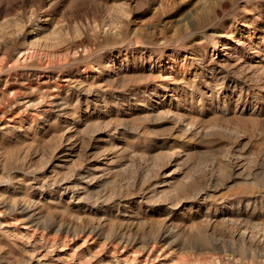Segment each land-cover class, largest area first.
I'll use <instances>...</instances> for the list:
<instances>
[{"label":"rangeland","instance_id":"374dc122","mask_svg":"<svg viewBox=\"0 0 264 264\" xmlns=\"http://www.w3.org/2000/svg\"><path fill=\"white\" fill-rule=\"evenodd\" d=\"M0 224V264H264V0H0Z\"/></svg>","mask_w":264,"mask_h":264},{"label":"bare ground","instance_id":"6f19581e","mask_svg":"<svg viewBox=\"0 0 264 264\" xmlns=\"http://www.w3.org/2000/svg\"><path fill=\"white\" fill-rule=\"evenodd\" d=\"M218 45H219L220 47H222V46H223V41L220 40V42H219ZM22 52H23V51H22ZM24 53H25V52H23V55H24ZM25 54H26V53H25ZM26 55H27V54H26ZM26 55H24V56H26ZM24 56H23V57H24ZM18 57H19V56H18ZM18 57H17V58H18ZM20 57H21V56H20ZM30 57H32V55H31ZM22 60H23V59H22ZM27 60H28V57H27ZM29 60H30V58H29ZM16 61H17V59H16ZM34 203H35V201H34ZM37 203H38V202H37ZM37 203H36V204H37ZM23 210H24V209H23ZM25 212H26V211H25ZM38 214H39V213H38ZM33 219H34V218H33ZM37 223H38V222H37ZM29 224H30V223H29ZM34 224H35V223H34ZM35 225H36V224H35ZM38 225H39V224H38ZM0 226H1V224H0ZM4 226H5V225H4ZM25 226H26V225H25ZM32 227H33V226H32ZM38 228H39V227H38ZM1 229H2V228H1ZM4 229H5V228H4ZM32 229H34V227H33ZM29 230H30V229H29ZM36 230H37V229H36ZM1 231H2V230H1ZM32 231H33V230H32ZM3 232H4V231H3ZM19 232H21V231H19ZM34 232H35V229H34ZM34 232H33V233L24 232V234H18L17 231H16L17 234H16V233H14V234L16 235L15 237H16V239H18L19 242H20V241L22 242L23 239H26V241L29 243V245H33V246H35V245H36V242H37L36 240L39 239V238H37V239L35 238V236H34ZM36 232H37V231H36ZM21 233H22V232H21ZM6 234H8V233H6ZM11 235L13 236V234H11ZM8 236H9V235H8ZM40 238H41V237H40ZM51 240H52V239H51ZM51 240H50V241H51ZM12 241H13V240H12ZM24 241H25V240H24ZM24 241H23V242H24ZM38 241H40V240H38ZM47 242H48V241H47ZM52 242H54V241H52ZM37 244H38V243H37ZM50 244H52V243H50ZM50 244H49V245H50ZM24 245H26V243H25ZM27 245H28V244H27ZM46 245H48V244H45V246H46ZM52 245H53V244H52ZM62 245H63V244H62ZM36 246H38V245H36ZM42 246H44V245H42ZM54 246H55V245H54ZM64 246H65V245H64ZM22 247H23V246H22ZM62 247H63V246H62ZM29 248H30V247H29ZM29 248H28V249H29ZM45 248H46V247H45ZM50 248H51V246H50ZM26 249H27V248H26ZM32 250H33V248H32ZM56 250H57V249H56ZM61 250H62V249H61ZM69 250H70V249H69ZM26 251H27V250H26ZM26 253H27V252H26ZM45 253H46V252H45ZM68 253H69V252H68ZM35 254L38 255L39 253H38V252H37V253L35 252ZM57 254H58V253H57ZM70 254H71V253H70ZM39 255H40V254H39ZM41 256H42V254H41ZM41 256H40V257H41ZM81 256H82V255H81ZM57 257L60 258L59 256H57ZM79 257H80V256H79ZM52 258H53V257H52ZM63 258H64V257H63ZM65 258H66V257H65ZM82 258H83V257H82ZM53 259H54V258H53ZM55 259H56V258H55ZM66 259H67V258H66ZM84 259L86 260L85 257H84ZM59 260H60V259H59ZM67 260H68V259H67ZM85 260H84V261H85ZM117 261H118V260H117ZM120 262H121V261H120ZM122 262H124V264H125V262H127V261L125 260V261H122ZM38 263H39V262H38ZM47 263H48V262H47ZM93 263H94V262H93ZM93 263L90 262V264H93ZM48 264H49V263H48ZM54 264H55V263H54ZM75 264H84V263H82L81 260H80V258H79V260L76 261ZM113 264H115V263H113Z\"/></svg>","mask_w":264,"mask_h":264}]
</instances>
